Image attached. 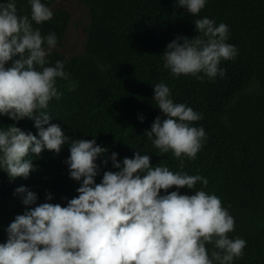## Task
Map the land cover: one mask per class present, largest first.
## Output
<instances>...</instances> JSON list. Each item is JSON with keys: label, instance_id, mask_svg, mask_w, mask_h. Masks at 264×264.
I'll list each match as a JSON object with an SVG mask.
<instances>
[{"label": "clouds", "instance_id": "1", "mask_svg": "<svg viewBox=\"0 0 264 264\" xmlns=\"http://www.w3.org/2000/svg\"><path fill=\"white\" fill-rule=\"evenodd\" d=\"M176 2L196 16L206 0ZM29 4L30 17L18 15L15 0L0 4V116L34 120L38 136L15 125L0 130V169L12 180L28 178L34 170L26 159L30 152L39 156L47 149L59 154L67 143L70 155L64 162L70 178L81 183L78 196L67 200L66 206L37 204L35 192L25 186L15 189L26 209L6 229L0 264H232L234 258L242 257L246 241L229 238L235 220L221 199L204 190L193 195L179 192L183 187L194 189L198 182L206 187L205 177L154 167L150 156L139 152L120 162L118 153L112 152L109 159L118 171H103L101 182L96 183L101 171L96 161L108 149L95 138L70 141L60 125L49 123L52 116L45 109L50 100L62 95L56 82L67 74L62 61L46 66L57 44L56 33L42 36L33 28V22L39 25L52 19V11L41 0H29ZM194 23L198 35L177 36L167 44L164 68L172 76L183 74L201 81L223 77L226 70L220 67L221 61L238 54L234 45L226 43L229 26H217L207 17ZM152 99L166 118L157 116L146 135L159 153L171 152L180 160L182 169L183 157L194 160L206 140L203 127L191 126L203 116L174 103L164 82L154 85ZM107 163L108 159L101 161L104 166ZM173 186L177 190L168 192ZM161 190L166 194L161 195ZM45 199L50 201L53 195L46 193ZM209 243L215 249L211 257L206 250Z\"/></svg>", "mask_w": 264, "mask_h": 264}, {"label": "trees", "instance_id": "2", "mask_svg": "<svg viewBox=\"0 0 264 264\" xmlns=\"http://www.w3.org/2000/svg\"><path fill=\"white\" fill-rule=\"evenodd\" d=\"M55 1L41 3L50 7ZM7 2L0 0V4ZM84 2L91 12L85 52L67 61L58 52L47 57L46 66L62 61L67 74L66 79L57 78L56 82L62 95L50 100L45 109L52 116L49 123L60 125L70 141L95 138L97 144L108 149L96 161L101 165L96 183L101 182L103 171H118L109 159L112 152L118 153L120 162L139 152L149 155L154 167L166 166L174 173L205 177L206 187L198 182L194 189L180 188V194L204 190L218 196L235 220L229 238L246 241L243 256L234 258L232 264H264V0H206L196 16L176 0ZM15 3L18 15L30 17L29 0ZM204 17L217 26H229L226 43L234 45L238 54L221 61L220 67L226 70L223 77L201 81L183 74L172 76L163 66L167 44L177 36L198 35L194 21ZM69 22L70 13L57 9L52 19L39 25L33 22V28H38L42 36L55 32L58 40ZM10 66L11 61L6 64ZM160 82L170 88L174 103L185 104L203 116L191 126L203 127L206 140L194 160L183 157L182 169L180 160L171 152L159 153L146 135L157 116L166 118L152 99L154 85ZM254 82L257 89L247 90ZM10 125L38 136L32 119L14 121L0 116V130ZM69 155L67 143L59 154L47 149L39 156L30 152L26 159L32 161L34 170L28 178L12 180L0 169V199L15 200L3 216L0 243L7 241L6 229L15 216L25 211L21 194L15 193L18 187H27L41 200L51 193L49 203L62 206L78 196L76 189L81 182L70 178L64 162ZM104 159H108L106 166L101 164ZM176 190L173 186L168 192ZM160 194L166 193L161 190ZM206 250L211 257L214 245L206 244Z\"/></svg>", "mask_w": 264, "mask_h": 264}, {"label": "rangeland", "instance_id": "3", "mask_svg": "<svg viewBox=\"0 0 264 264\" xmlns=\"http://www.w3.org/2000/svg\"><path fill=\"white\" fill-rule=\"evenodd\" d=\"M52 13L57 9H65L70 13V22L63 36L57 40L56 47L51 53H61L67 61L71 57L85 52L88 34L91 26V12L84 0H56L50 7ZM47 49V45L44 46ZM257 83L249 86L247 90L257 89ZM22 202V201H21ZM48 202L37 199V204ZM15 204L13 199H0V237L3 235L2 219L6 212ZM26 209V206L23 205ZM33 205L32 207H34Z\"/></svg>", "mask_w": 264, "mask_h": 264}]
</instances>
